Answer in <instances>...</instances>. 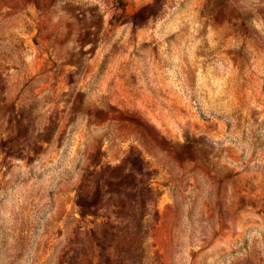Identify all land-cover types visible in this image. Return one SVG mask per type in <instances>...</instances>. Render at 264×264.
Masks as SVG:
<instances>
[{"label": "rangeland", "instance_id": "374dc122", "mask_svg": "<svg viewBox=\"0 0 264 264\" xmlns=\"http://www.w3.org/2000/svg\"><path fill=\"white\" fill-rule=\"evenodd\" d=\"M0 264H264V0H0Z\"/></svg>", "mask_w": 264, "mask_h": 264}]
</instances>
